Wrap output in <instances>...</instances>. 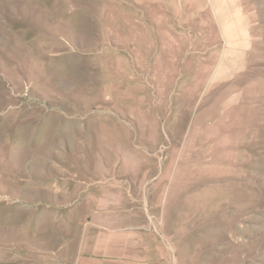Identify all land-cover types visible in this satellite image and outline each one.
Returning <instances> with one entry per match:
<instances>
[{
	"label": "rangeland",
	"instance_id": "obj_1",
	"mask_svg": "<svg viewBox=\"0 0 264 264\" xmlns=\"http://www.w3.org/2000/svg\"><path fill=\"white\" fill-rule=\"evenodd\" d=\"M71 184L153 264H264V0H0V247Z\"/></svg>",
	"mask_w": 264,
	"mask_h": 264
},
{
	"label": "crops",
	"instance_id": "obj_2",
	"mask_svg": "<svg viewBox=\"0 0 264 264\" xmlns=\"http://www.w3.org/2000/svg\"><path fill=\"white\" fill-rule=\"evenodd\" d=\"M87 193L82 184L69 186L66 234H43L37 223L32 233L17 225L3 235L0 264H153L152 249L148 254L130 228L118 227L115 216L84 204Z\"/></svg>",
	"mask_w": 264,
	"mask_h": 264
}]
</instances>
